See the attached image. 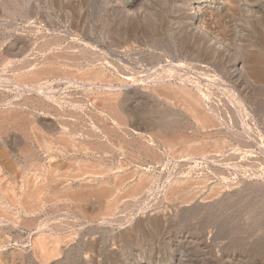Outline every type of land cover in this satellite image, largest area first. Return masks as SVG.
Returning <instances> with one entry per match:
<instances>
[{
  "label": "bare ground",
  "instance_id": "6f19581e",
  "mask_svg": "<svg viewBox=\"0 0 264 264\" xmlns=\"http://www.w3.org/2000/svg\"><path fill=\"white\" fill-rule=\"evenodd\" d=\"M71 1L63 0L62 10L74 9ZM215 1L224 13L213 7ZM261 1L186 0L176 31L186 51L176 58L178 49L172 48L174 63L163 65L158 81L139 79L133 64L124 62L127 53L150 46L154 34L116 27L117 19L139 16L143 0L113 9L116 23L102 19L96 43L87 41L80 9L77 18L83 21L72 23V40L43 37L20 63L0 51V68L6 69L0 74V264H155L152 248L159 240L166 254L156 264H211L209 250L218 264L264 263V245L257 246L262 261L248 262L246 251L235 253L234 244L225 242L227 231H215L214 200L226 191L216 186L203 195L207 190L199 189L208 179L195 176L200 162L240 164L255 157L244 138L253 128L263 135L256 125L261 106L242 97L249 96V85L264 88V33H257L255 45L238 41L240 32L231 24L254 21ZM217 67L241 90L234 92L235 112L199 84L206 79L198 70ZM55 84L64 87L53 90ZM134 88L179 115L156 106L149 109L156 117L144 119L145 110L129 103L126 90ZM231 117L235 121L226 123ZM170 161L174 167L161 183L152 169L161 166L165 173ZM187 218L206 230L185 231L179 225Z\"/></svg>",
  "mask_w": 264,
  "mask_h": 264
},
{
  "label": "rangeland",
  "instance_id": "374dc122",
  "mask_svg": "<svg viewBox=\"0 0 264 264\" xmlns=\"http://www.w3.org/2000/svg\"><path fill=\"white\" fill-rule=\"evenodd\" d=\"M130 1L131 0H79V1L73 0L70 2L71 4L69 5L71 6L74 5L75 8L70 9L71 15H69L70 13L68 12H70V10L68 12L65 10H62L61 5H63V0H56V1L54 0H0V51L5 54H8V56H10L9 60L17 61L16 63H20L23 60L29 58V56L34 51V49L37 47L39 42L43 39V37L45 38L47 36H53L59 39H63V41H64V38L72 40V35L75 32V28H72L73 27L72 23H74L77 20H78V23L83 21L77 18L79 14L78 10L80 9L82 13L85 12L84 14L86 17L88 16L87 18L83 17L84 21L80 23L84 25V27H86L84 28L86 33H88V35L90 34V36L87 38V41L89 43L90 42L96 43L100 41L98 29L101 28L100 25L103 24L101 20L106 18L107 20H110L111 23L112 22L116 23V19H114V17L111 16V11L113 9L114 11H116L120 6L127 4V3L129 4ZM262 1L260 3H255L256 7L254 10L257 13L256 14L257 17L255 16L256 19H254V21L252 19L250 20V22L247 23V21L245 22L243 21V19H237V21L234 20V22H232L231 25L233 26V28L235 27V29H237V31L240 32V34L237 36L238 41L246 40L248 43L252 42L255 45L256 44L255 39H257L256 37L257 33H264V30H263L264 29V20H263L264 19L263 18L264 0ZM64 2H66V0H64ZM155 2H158V3H155ZM176 2H178L179 5ZM185 2L186 0L185 1L183 0H176V1L175 0H143V2L140 4L141 14H139V16L137 15L136 17L132 19L131 18L125 19L124 21H122L123 20L122 18H120V20L117 19L116 27L126 29V28H131L133 26L137 29H141V28L146 29V30L149 29L151 33L154 34L153 37H155V39L157 40V42L156 40L153 41L154 39L153 38L151 42L149 43L150 46L137 47L133 52L127 53L124 59L125 64H128L129 66H132L133 64V67L135 69L133 73L136 72L138 76L136 74L135 75L139 79H144V78L146 79L148 77L149 80L153 78L155 79L154 81H158V77L162 76V73L164 71V68H162L163 65H165L166 62H168L169 64L170 62L174 63L173 61L169 60V56H171L172 53L173 55H175L174 51H172V48L178 49L177 50L178 54L177 56L175 55L176 58L180 57L178 56L179 51H181L182 53L186 51V48H185L186 45L180 41V35H179L180 31L178 32V34H176V31L180 29L181 24H182L181 15H183L184 13L183 5ZM215 2L216 4H214L215 6L213 7H215L216 10L218 9L217 11H219L220 13H224L226 10L224 9L225 7H217L218 5L221 6L223 4H221L219 1H215ZM78 5H80V7L82 8L78 9ZM83 8L85 10H82ZM65 15H66V18H65ZM144 17H146L145 20H144ZM43 19L46 21H44ZM67 29L68 30L70 29V30L68 31ZM246 41H244V43L248 45ZM241 44H243V42ZM180 48L182 49L180 50ZM263 53H264V50H263ZM12 65L13 63L11 64V66ZM150 69H154V70L150 71ZM5 70H6L5 68L4 69L0 68V74H3ZM212 71L213 72H209V73H207L206 70L197 71L196 73L197 75H199V73L201 74L199 75V77H204L207 80V81L202 80L200 83L197 81L199 84H201L202 89L205 90V91L204 90L202 91L206 93L207 96H210V98L215 99L213 100L215 102H217V99L218 101L220 100V102L221 100L222 102L225 101V104H228V108L232 106L230 110H232V112H235V110L237 109L236 107L239 103L237 102L238 100H236L237 98H235L234 96V92L235 94L240 92L241 91L240 88L237 86V83L235 81L229 80V78L227 77V75L224 73V71L221 68L217 67V68L212 69ZM210 73H212V75ZM191 75L192 77L195 76L193 73ZM216 84L218 85V87H214V85L216 86ZM249 86H248V89L250 90V94L248 97H245L246 99L247 98L248 99L245 100L244 97L242 98L244 101L248 103H251V101L255 102L256 100L259 106H261V107H258V109H260L258 112V116L256 113V117L259 120L256 122L257 123L256 125L257 127L260 126V129L263 128L262 129L263 135L261 131L258 132V128H257V131H255V129L253 128L252 130L250 129L249 132L247 131V136L244 138V140L248 148L253 150V152L255 153L254 156L257 158V162L254 159L255 157H251V156H249L246 160H242L240 164H237L235 161L230 162L229 165H220V164L210 162V161L200 162V169H198L199 172H197L195 176L199 174L197 177L201 178L202 181L208 179L207 180L208 182L202 185V187H200L199 189L200 191H203V192L207 190L204 192L203 195L208 194L207 192H209V188L216 187V186L223 187L224 188L223 190L226 191L225 193H222L214 200V205H216L214 206V210L217 213V217L219 216V222L218 224H216L217 226L215 228V231L216 229L217 231H219V233L221 232V230L227 231L228 233L226 232L225 234L227 235L225 236H228V238L225 239L226 240L225 242L234 244V249H235L234 251L237 250V252L235 253L244 254L245 253L244 251H246V253L248 254H246L247 260L246 259L245 260L248 261V257H250V260L252 262L255 259L262 261V259L259 258V255H258L259 250L257 249V246L261 248L260 244L264 245V168H262V166L257 165L258 162L260 163V165L264 163V149H263L264 148V118H263L264 117V114H263L264 113L263 111L264 110V107H263L264 106V88L262 87L257 88L255 86L254 87L252 86L250 88ZM62 87L64 86L60 85L59 87L58 84L57 85L55 84V86L53 85V90H56V89L59 90ZM255 89H257L258 91ZM72 90H74V88ZM126 92L127 93L129 92L128 96L131 99L129 103L133 107H135L140 112L141 110L142 111L145 110L143 114L144 115L143 118L146 120H152L154 117H156V115L154 116L155 113H151L150 112L151 110H149V109L155 108L156 106H160V107L163 106V108L171 110L170 113L179 115L176 112L175 108H173L170 105H167L164 101L155 97L154 95L140 92V90L137 88L126 90ZM226 101L228 103H226ZM147 109L149 110V113ZM234 117H231L230 119L227 118L226 123H230L231 119L233 120L231 121L234 122L235 121ZM239 165L242 167L240 168L236 167ZM166 166L168 168L165 169V173L161 170L162 169L161 166L154 168L155 172H154V169H152L153 170L152 173L150 172L151 174L159 178L161 180V183L165 181L164 179H166L167 177V174H168L167 172L169 171V168L174 167V163L170 161L167 163ZM227 166H229V168ZM206 175H209V176H206ZM239 181L243 183L241 184ZM236 184L238 185L235 186ZM228 185L230 186L232 185V186L231 187L229 186L230 188H228L227 187ZM226 187L228 190L226 189ZM236 191L238 192V195L235 194L237 193ZM150 196L153 197L154 195H150ZM226 203L229 204L230 209L228 207L227 208L225 207V205L227 206ZM205 208H206L205 206H202V207H199L198 209H200V211H205ZM194 220L195 218L194 219L192 218V220L190 218H187L186 223L184 225L181 224L179 226H182L183 228L185 227L184 229L185 231L201 232V231L206 230L205 229L206 224L196 225ZM242 234L245 235L244 239L243 237L241 238V236H243ZM254 238H255V241H254ZM242 240L244 243L242 242ZM246 240L249 242H247ZM162 242H163L162 240H159L156 243V247L152 248L154 249L153 256L155 258H153V261L155 264L157 263V260H158L157 258H163L164 257L163 255L166 254V253H163L165 252L166 246ZM244 247H247L248 250H246L247 248L245 249ZM151 251L148 253V255H150ZM208 253L210 254L207 257L208 258L207 261L211 264H215V263L218 264L220 259H217V256H215L213 252H211L210 250ZM243 261L244 259H241L239 264H241V262ZM203 264H205V261H203Z\"/></svg>",
  "mask_w": 264,
  "mask_h": 264
}]
</instances>
